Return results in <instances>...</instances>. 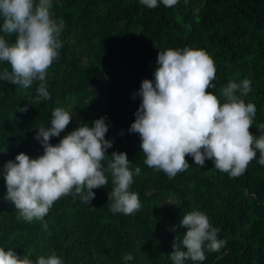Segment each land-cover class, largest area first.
Listing matches in <instances>:
<instances>
[{
    "label": "trees",
    "instance_id": "16d2710c",
    "mask_svg": "<svg viewBox=\"0 0 264 264\" xmlns=\"http://www.w3.org/2000/svg\"><path fill=\"white\" fill-rule=\"evenodd\" d=\"M62 5V6H59ZM54 18L62 19L59 58L48 69L51 99L36 102L39 82L23 89L0 81V171L23 152L31 158L43 154L35 139L37 129L50 127L51 112L63 107L75 113L59 137L85 122L107 117V149L126 152L130 168H141L130 191L139 195L141 209L132 215L110 211L107 186L93 189L95 198L85 204L69 194L54 202L39 221L17 220V210L3 200L6 186L0 175V247L12 248L32 260L62 257L64 264H174L169 253L180 245L187 228L184 215L199 210L218 228L226 241L217 252L205 248L203 262L184 264H264V166L251 161L239 177L216 169L211 160L200 167L186 156L190 167L169 180L162 171L144 164L140 138L128 129L140 98H132L141 82H154L159 51L186 47L205 50L214 60L216 79L208 91L218 99L229 81H252L243 99L257 108L250 132L259 136L264 123V0H178L166 7L160 0L148 8L140 0H53ZM2 34V33H0ZM12 43L14 36H6ZM9 67L0 62V68ZM239 95V93H237ZM28 105L26 112L19 111ZM123 130V135L121 131ZM127 254L132 260H125Z\"/></svg>",
    "mask_w": 264,
    "mask_h": 264
},
{
    "label": "clouds",
    "instance_id": "9594fccd",
    "mask_svg": "<svg viewBox=\"0 0 264 264\" xmlns=\"http://www.w3.org/2000/svg\"><path fill=\"white\" fill-rule=\"evenodd\" d=\"M160 2L172 7L178 0ZM140 3L148 8L158 6V0ZM52 9L53 0H0V62L9 65L0 68V81L23 89L39 82L35 101H29L32 105L51 99L46 77L62 47L65 24L54 18ZM6 36H14V42ZM156 63L154 82L144 79L132 96L139 97L140 104L128 129L139 135L144 164L164 172L169 180L190 167L186 156L200 167L211 160L216 169L231 178L244 174L257 152V162L264 166V123L258 125L259 136L250 132L257 108L243 99L252 91L250 79L229 81L220 90L221 100L208 91L214 87L216 67L205 50L169 48L158 52ZM27 110V104L19 109ZM74 114L56 107L51 112L50 127L42 125L36 131L43 154L31 158L21 152L3 165V200L17 210L18 221L43 223L54 202L73 194V190L83 203L91 204L93 189L108 184L105 173L110 174L113 184L108 193L110 211L132 215L141 209L138 193L130 191L141 168H130L126 152L107 154L114 143L105 138L109 131L107 117L94 120L91 127L78 121L59 143H50L66 130ZM181 226L187 228L181 241L186 251L173 243L169 255L174 264L203 262L205 248L217 252L226 243L218 239L219 229L202 211L186 213ZM43 227L48 230L47 223ZM124 259L132 260L133 256L127 254ZM0 264H64V260L53 252L34 261L29 254L20 256L12 248L0 247Z\"/></svg>",
    "mask_w": 264,
    "mask_h": 264
}]
</instances>
